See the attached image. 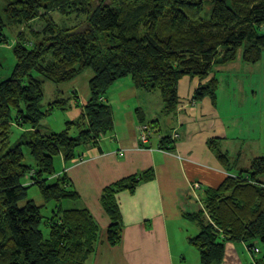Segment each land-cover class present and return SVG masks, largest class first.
Here are the masks:
<instances>
[{
    "label": "trees",
    "instance_id": "trees-1",
    "mask_svg": "<svg viewBox=\"0 0 264 264\" xmlns=\"http://www.w3.org/2000/svg\"><path fill=\"white\" fill-rule=\"evenodd\" d=\"M4 3L0 45L8 44L7 27L20 30L10 45L14 57L11 75L0 82V264H89L101 244L100 227L90 210L63 206V202L72 203L79 196L70 189L71 181L65 173L54 179L55 161L62 158L68 164L80 159L81 146L96 145L113 131V112L106 95L118 81L130 80L143 92L158 93L165 115L179 106L178 84L183 78L199 81L194 103L204 98L213 103L219 86L217 69L237 59L246 66L255 64L264 53V0ZM205 6L210 7L207 20L201 17ZM53 12L63 17L82 15L85 24L59 28L51 18ZM37 20L43 23L39 31L30 25ZM85 71L93 76L87 83L89 99L82 104L79 122H68L60 133L42 134L38 130L41 121L53 110H65L68 104L63 99L43 108L44 83H73L72 96L77 101L76 79ZM139 121L138 127L148 126L142 118ZM13 125L24 131L10 147ZM73 127L79 130L75 137L70 135ZM151 128L149 125L150 138ZM178 137L174 133L160 138L159 149L168 150ZM216 144L208 142L221 165L231 171L237 160L231 164ZM24 149L32 161L29 164L25 163ZM263 175L264 157L253 159L238 177L227 176L218 187L206 192L203 204L208 221L201 212L186 216L200 230L189 239L200 264H221L224 242L249 251L264 248ZM152 176L150 170L103 189L100 205L108 226L102 242L110 248L119 246L122 240L117 194L133 192ZM31 188L38 190L42 205L27 200ZM51 203L55 208L45 217L42 210ZM257 264H264V257Z\"/></svg>",
    "mask_w": 264,
    "mask_h": 264
},
{
    "label": "crops",
    "instance_id": "crops-1",
    "mask_svg": "<svg viewBox=\"0 0 264 264\" xmlns=\"http://www.w3.org/2000/svg\"><path fill=\"white\" fill-rule=\"evenodd\" d=\"M5 52L11 53L10 45H0V53ZM240 64L244 65L237 59L217 69L216 76L219 77L218 71L225 72ZM198 86L197 79L183 78L178 85L179 106L172 114L165 115L158 93L143 92L130 80L116 82L106 95L113 112V131L96 145H88L80 159L68 164L62 158L58 160L61 169L55 167L54 179L65 173L72 183L70 189L76 186L78 199L89 202L90 197L93 198L92 205L80 209L91 211L101 229L102 241L108 226L98 201L103 189L130 176L150 170L153 174L133 192L117 194L122 216L121 243L110 248L101 242L89 264H200L197 251L188 242L198 229L186 216L203 209V196L209 189L218 187L227 176L238 177L241 170L249 167L235 166L227 171L209 148V141H215L220 147L229 137H239L233 134L234 128L225 125L228 120L217 113L210 99L191 102ZM139 118L145 122L148 118V122L156 124L151 128L153 135L146 146L137 140ZM162 125L164 130L159 131ZM174 133L179 137L170 143L168 150L159 149L160 138ZM258 139L264 150L262 136ZM251 140L254 141L253 137ZM243 148L244 143H238L237 149L230 145L232 153L225 149L231 164ZM234 150H238L237 158ZM253 150L252 157L253 154L256 158L264 157V151L256 147ZM263 178L264 175L260 180L264 183ZM86 181L93 183V190L88 194ZM233 247L227 246L225 264H244L251 259L244 254L243 246L236 248L238 252ZM230 258L234 259L231 263Z\"/></svg>",
    "mask_w": 264,
    "mask_h": 264
},
{
    "label": "rangeland",
    "instance_id": "rangeland-1",
    "mask_svg": "<svg viewBox=\"0 0 264 264\" xmlns=\"http://www.w3.org/2000/svg\"><path fill=\"white\" fill-rule=\"evenodd\" d=\"M4 0H0V13L2 12V9L4 8ZM210 7L205 6L204 10L201 14V17L205 20H207L210 17ZM51 18L53 19L56 26L59 28H71V27H77L85 24V19L82 15H75L73 14L70 17H63L58 12L51 13ZM32 29L35 31H39L43 23L41 20H37L33 23H31ZM19 28L14 27H7L5 29V34L8 37V44L11 45L16 38V34L19 32ZM25 33L28 34V30L24 29ZM264 33V29H263ZM29 36V34L27 35ZM31 39V37H27ZM7 44V45H8ZM6 45V46H7ZM14 63V57L9 54L8 52L0 53V82L8 79L12 72V65ZM218 89L215 92L216 99L213 103L216 105V111L217 113H220L223 118L227 119L228 122L225 124L226 126H229L230 128H234L235 132L233 134H237L236 137H239L234 139L229 137L226 140V143L220 146V150L225 153L230 150V145L233 146L235 149H237L238 143H244V148L241 150V154L239 155L236 166H242L245 168V166L249 167L251 165V162L253 159L256 158V154H253L254 157H252V153L254 152L253 147H256L257 150L260 149V141L258 139L259 135L262 136V147H264V53L262 54L261 59L252 65H241L236 66L233 69L227 70L225 72L218 71ZM93 76L91 71H85L81 76H79L76 79L77 82V89L79 91V98L74 100L72 96V84H65V85H55L50 82H45L43 85L44 90V97L41 102L43 108H47L48 104L51 102L57 101V100H67L68 104L65 110H53L49 116H47L45 119H43L38 127V130L44 134V135H51L53 133H60L65 128L68 122H79L81 116L83 107L82 104H86L89 97V91H88V81ZM43 80L42 78H40ZM179 85V84H178ZM179 97V93H178ZM69 99V100H68ZM81 101V103L79 102ZM191 102L194 103L193 99L191 98ZM164 118V117H162ZM145 121V120H144ZM82 122V121H81ZM148 124L146 134H143L142 128L144 126L138 127V133H137V139H141L139 143L143 145L147 141V143L150 140V134H149V125L153 126L155 128L154 122H145ZM164 130L163 125L161 126L160 130ZM24 130L16 127L13 125L11 127L10 132V147H13L16 145V141L19 139L21 134ZM233 131V130H232ZM79 133V130L77 127H73L70 131V135L72 137L77 136ZM255 134V135H254ZM146 135V136H145ZM145 136V137H141ZM251 137H253L254 141L251 140ZM243 139H246L243 141ZM250 141V142H249ZM146 144V143H145ZM91 144H86L84 146H81L78 149V152L81 154L84 152V150L87 149V146ZM250 145V146H249ZM249 146V147H248ZM224 148V149H223ZM226 149V150H225ZM250 149V150H249ZM237 151L234 150V156L237 158ZM24 155H25V163L29 164L31 163V159L29 157L28 151L24 149ZM263 153V152H261ZM229 157V156H228ZM257 157H263L261 155ZM230 158V157H229ZM239 160V164H238ZM55 167L56 170L61 169V164L58 160L55 161ZM264 180V178H263ZM27 183L21 184L25 185ZM72 184V183H71ZM85 187L88 188L89 192L93 190V183L91 181L84 182ZM76 190V186H73L72 190ZM87 190V191H88ZM85 196V195H84ZM205 195L203 196L204 200ZM117 198V196H116ZM27 200H33L34 203L38 206L42 205V198L40 194L38 193V190L36 188L29 189L27 193ZM99 205H100V200ZM68 204H65L63 202L64 207L69 208H76L80 209L82 206L92 205L94 203L93 198L90 197L89 202H83L81 199H77L74 202H67ZM83 203V204H82ZM55 205L53 203L49 204L44 210H42V215L45 217H49L50 213L53 211ZM88 207V206H87ZM203 214L204 220L208 221V214L205 211L204 204L203 209L200 211ZM200 212H197V214H200ZM196 214V213H194ZM193 215V214H191ZM188 220V219H187ZM190 223L195 225L198 229L197 234L199 233V227L197 224L191 220H189ZM196 234V235H197ZM100 235H101V229H100ZM195 235V236H196ZM194 237V236H193ZM190 237V238H193ZM189 238V239H190ZM103 235L100 236V241L102 242ZM189 242V240H188ZM100 245V243H99ZM228 245H233L236 252L239 248V244L234 243H228L224 242V250H223V261L221 264H225L224 258L227 254L226 249ZM257 247L258 244L256 245ZM98 247V245H97ZM96 247V248H97ZM260 248V247H259ZM261 249V248H260ZM256 249L254 248L252 251L244 250V254L250 256L251 259L247 263L243 262L244 264H257V261L261 259V257H264V248L263 249ZM233 257H235V254H232ZM92 259V258H91ZM230 263L234 259H229ZM90 262V260L88 261ZM227 262V261H226ZM229 264V262H228Z\"/></svg>",
    "mask_w": 264,
    "mask_h": 264
},
{
    "label": "built area",
    "instance_id": "built-area-1",
    "mask_svg": "<svg viewBox=\"0 0 264 264\" xmlns=\"http://www.w3.org/2000/svg\"><path fill=\"white\" fill-rule=\"evenodd\" d=\"M142 131H143V134H146L147 127L144 126V127L142 128ZM149 134H150V133H149ZM145 136H146V135H145ZM145 136H141V137L143 138V137H145ZM137 140L140 142L141 139H137ZM145 143H147V141H146ZM145 143H143V144H145Z\"/></svg>",
    "mask_w": 264,
    "mask_h": 264
}]
</instances>
